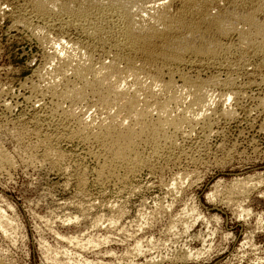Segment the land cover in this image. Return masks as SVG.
I'll return each mask as SVG.
<instances>
[{"label":"rangeland","instance_id":"obj_1","mask_svg":"<svg viewBox=\"0 0 264 264\" xmlns=\"http://www.w3.org/2000/svg\"><path fill=\"white\" fill-rule=\"evenodd\" d=\"M20 3L0 0V264H264V57L216 99L230 119L103 179L97 147L64 139L39 77L51 46L15 25Z\"/></svg>","mask_w":264,"mask_h":264},{"label":"bare ground","instance_id":"obj_2","mask_svg":"<svg viewBox=\"0 0 264 264\" xmlns=\"http://www.w3.org/2000/svg\"><path fill=\"white\" fill-rule=\"evenodd\" d=\"M11 18L51 46L37 70L42 90L71 124L62 138L97 147L99 177L119 169L133 176L176 147L178 134L210 129L216 99L237 94L232 74L264 65V0H22ZM205 71L212 72L202 79ZM259 104L264 112V99Z\"/></svg>","mask_w":264,"mask_h":264}]
</instances>
